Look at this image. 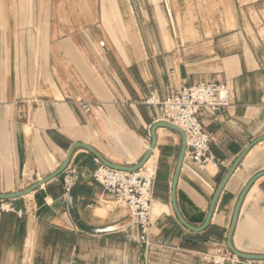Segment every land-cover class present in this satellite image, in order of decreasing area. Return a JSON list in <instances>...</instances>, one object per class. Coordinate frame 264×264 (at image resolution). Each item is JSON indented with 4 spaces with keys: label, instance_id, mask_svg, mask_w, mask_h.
Returning a JSON list of instances; mask_svg holds the SVG:
<instances>
[{
    "label": "crops",
    "instance_id": "0c3cea01",
    "mask_svg": "<svg viewBox=\"0 0 264 264\" xmlns=\"http://www.w3.org/2000/svg\"><path fill=\"white\" fill-rule=\"evenodd\" d=\"M163 1L167 2L101 0L100 13L112 15L114 24L109 31L95 29L104 60L100 57L101 66L88 75L71 69L63 89L59 82L58 86L49 82L48 92L37 91L42 76L33 48L21 57L12 47L7 65H0V194L22 190L52 173L73 142L90 145L114 164H136L149 146L152 124L158 121L157 108L142 103L150 92L164 97L200 80L223 82L232 93L231 103L200 115L219 165L198 171L183 160L175 188L183 219L193 226L203 224L214 191L230 166L264 135V0L241 4L255 9L257 2H263L259 25L247 7L242 9L244 17L236 11L233 27L224 17L216 24L209 11L204 16L210 19L204 22L198 8H188L189 0H168L170 9ZM49 33L47 28L45 52L48 48L52 55L62 51L79 56L73 35L51 46ZM43 60L45 55L41 66ZM81 100L94 102L91 112L81 109ZM155 135L148 247L138 228L128 224L126 212L108 205L112 200L93 181L97 158L78 147L68 162L76 178L69 194H64L59 174L26 195L6 199L14 211L0 210V264H121L119 237H124L125 246L132 242L142 248L140 264H215L202 255L226 246L236 200L246 182L264 170V139L239 161L207 226L192 231L181 224L171 203L181 137L167 127H158ZM232 243L239 251L264 254V175L243 198ZM261 262L238 258L223 264Z\"/></svg>",
    "mask_w": 264,
    "mask_h": 264
},
{
    "label": "rangeland",
    "instance_id": "374dc122",
    "mask_svg": "<svg viewBox=\"0 0 264 264\" xmlns=\"http://www.w3.org/2000/svg\"><path fill=\"white\" fill-rule=\"evenodd\" d=\"M156 0H153L155 3ZM248 0H189L188 8H198L205 22L209 20L204 16L206 12L215 14L213 21L219 23L223 17L226 24L233 27V16L236 18V11L244 17L242 9L250 8V5L241 6ZM101 0H0V65L8 63L9 53L14 50L16 55L23 57L24 52L31 53L37 61L38 75L42 76L41 82H38L37 91L48 92L47 84L52 82L61 88H65L70 78L71 69L81 75L90 74L101 66L100 57L104 60V53L100 39L95 36V29L105 31L112 30L114 24L111 22L112 15L107 17L101 12ZM166 3V4H165ZM172 2H162L165 9H170ZM263 2H257L255 9L250 8L251 19L259 25L258 9ZM186 7V6H185ZM183 7V8H185ZM157 13L159 21L164 24L165 19L162 16L158 6ZM211 13V14H212ZM101 15V16H100ZM178 23H181L180 15L177 14ZM172 24V22H169ZM50 30L49 40L51 46L61 43L67 36L73 35L77 41L78 55L73 56L58 51L52 55L51 49L44 51L45 31ZM47 37V36H46ZM81 38V39H80ZM50 53V55H49ZM45 55L41 66L40 59ZM29 56V55H28ZM76 57V59L74 58ZM46 65V69L43 66ZM0 66V69H1ZM6 73H7V68ZM1 74V73H0ZM57 80V81H56ZM68 84V83H67ZM108 205L114 203L108 202ZM125 213V211H123ZM124 237L118 239V257L121 264H140L142 263V248L129 242L127 246L123 241ZM145 264V262H143ZM260 264H264L261 262Z\"/></svg>",
    "mask_w": 264,
    "mask_h": 264
},
{
    "label": "built area",
    "instance_id": "2783aa9c",
    "mask_svg": "<svg viewBox=\"0 0 264 264\" xmlns=\"http://www.w3.org/2000/svg\"><path fill=\"white\" fill-rule=\"evenodd\" d=\"M231 100L232 93L225 83L200 80L189 86H181L164 97L154 91L150 92L142 103L157 108L158 121L169 122L183 130L186 139L183 160H188L198 171H206L208 165L217 168L219 162L212 154L210 134L200 115L204 110L214 112L226 107ZM79 105L85 113H89L94 102L81 100ZM92 179L102 187L116 207L126 212L128 224L138 228L142 244L145 248L148 247L156 164L152 163L149 157L138 169L126 171L98 161ZM60 183L64 194L72 191L76 178L73 168L69 165L61 172ZM0 210L9 212L14 211V208L6 199H0ZM18 214H21L20 210ZM202 258L215 264L238 260L225 245L217 246L214 253L203 254Z\"/></svg>",
    "mask_w": 264,
    "mask_h": 264
},
{
    "label": "water",
    "instance_id": "95a60500",
    "mask_svg": "<svg viewBox=\"0 0 264 264\" xmlns=\"http://www.w3.org/2000/svg\"><path fill=\"white\" fill-rule=\"evenodd\" d=\"M158 127H167L170 129H173L175 131H177L181 137V143H180V149H179V153H178V157L176 160V165L174 168V173H173V178H172V183H171V203L172 206L174 208L175 214L177 216V218L179 219V221L181 222V224L183 226H185L186 228H188L189 230L192 231H200L203 230L212 215L216 200L222 190V188L224 187L225 183L227 182V180L229 179V177L231 176V174L233 173V171L235 170V168L237 167L239 161L241 160V158L246 154V152L257 142L261 141L264 139V135L256 138L255 140H253L240 154L239 156L236 158V160L233 162V164L230 166V168L228 169V171L226 172V174L224 175V177L222 178V180L220 181V183L218 184L217 188L214 191V194L210 200V204L206 213V217L205 220L203 222V224H201L200 226H193L189 223H187L183 217L181 216L177 205H176V201H175V188H176V181H177V177L181 168V164L183 161V157H184V153H185V148H186V139H185V134L183 132V130L174 125L171 124L169 122H165V121H157L155 123L152 124L151 128H150V143L149 146L147 148V150L145 151V153L143 154V156L141 157V159L134 165L131 166H127V165H119V164H114L112 162H109L108 160H106L99 152H97L93 147H91L88 144L82 143V142H73L70 147L68 148V151L66 153V156L64 158V160L62 161V163L60 164V166L54 170L52 173H50L49 175L45 176L44 178L38 180L37 182L27 186L26 188L16 191V192H12V193H6V194H0V199H11V198H16V197H20L23 195H26L28 193H30L31 191H33L34 189H36L37 187H39L40 185H42L43 183L49 181L50 179H53L55 177H57L59 174H61V172L64 170V168L68 165L70 156L72 151L75 148L81 147V148H85L86 150H88L91 154H93L98 161H100L101 163L112 167V168H116V169H120V170H126V171H134L136 169H138L139 167H141L150 157L151 151L155 146V130ZM261 175H264V170L256 173L254 176H252L247 182L246 184L243 186L233 209V214L231 217V221L229 224V228L227 231V235H226V246L228 248V250L234 254L235 256H237L238 258H242V259H247V260H257V261H264V254H254V253H246V252H242L239 251L238 249H236L232 243V235H233V231L237 222V218L239 215V210L241 207V203L243 201V198L247 192V190L250 188V186L252 185V183ZM69 202L72 201V196L68 197Z\"/></svg>",
    "mask_w": 264,
    "mask_h": 264
},
{
    "label": "bare ground",
    "instance_id": "6f19581e",
    "mask_svg": "<svg viewBox=\"0 0 264 264\" xmlns=\"http://www.w3.org/2000/svg\"><path fill=\"white\" fill-rule=\"evenodd\" d=\"M67 48H68V47H67ZM100 213H101V212H100ZM100 213H99V214H100Z\"/></svg>",
    "mask_w": 264,
    "mask_h": 264
}]
</instances>
